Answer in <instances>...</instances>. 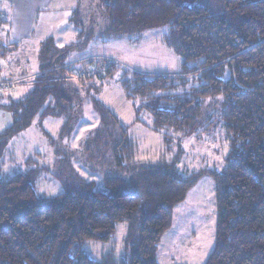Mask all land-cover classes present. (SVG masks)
<instances>
[{"label": "trees", "instance_id": "trees-1", "mask_svg": "<svg viewBox=\"0 0 264 264\" xmlns=\"http://www.w3.org/2000/svg\"><path fill=\"white\" fill-rule=\"evenodd\" d=\"M71 22L77 44L61 50L53 39L45 42L33 91L0 106L13 115L0 133V264H158L176 207L205 176L214 178L219 216L206 264H264V0H79ZM150 31L163 32L165 47L178 59L177 73L144 74L120 63L102 77L69 74L74 51L136 43ZM114 77L138 113L151 115L149 127L168 151L173 139L209 128L207 104L216 102L229 147L223 170L180 176L183 151L158 164L138 161L139 145L129 129L97 98L104 81ZM87 83L95 96L83 94ZM86 104L100 124L76 158L103 175L101 186L77 175L72 188L48 196L38 184L44 169L2 176L15 137L37 119L66 118L64 140L83 119ZM123 223L124 257L97 261L84 250L86 242L109 243Z\"/></svg>", "mask_w": 264, "mask_h": 264}, {"label": "rangeland", "instance_id": "rangeland-1", "mask_svg": "<svg viewBox=\"0 0 264 264\" xmlns=\"http://www.w3.org/2000/svg\"><path fill=\"white\" fill-rule=\"evenodd\" d=\"M78 2L79 0L74 8ZM66 38L65 43L69 44L75 40L76 35ZM10 48L14 47H10L7 41H0V75L4 77L11 74L3 62V57ZM12 55L15 56L14 53ZM117 80L118 77L105 80L104 88L97 98L129 129V137L133 136L139 145L138 161L158 164L162 159L170 161L176 158L183 151L177 164L180 176L188 177L203 170H223L229 147L223 124L217 117L216 102L210 101L207 104L210 106L209 111H213L206 113L211 120L209 128L188 139H173L171 150L168 151V147L163 145L162 136L149 127L152 123L151 115L142 111L138 113L134 102L127 98ZM88 85L93 86L87 83L83 94L87 92V96H95L96 90ZM18 86L7 92L13 100L23 99L31 88L29 83ZM84 109L83 119L64 140L61 138L67 123L66 118H51L39 125L35 122L33 127L15 137L6 150L3 165L6 157L7 160L2 176L9 177L35 168L44 169L38 184L40 192L48 196L66 192L67 185L72 188L77 181V175L101 186L103 175L90 168L82 159L76 158L77 155H83L86 150L84 146L95 134L100 120L92 104H86ZM12 122V115L0 108V133L10 127ZM69 153L73 155L70 154L72 157L68 160ZM31 158L35 162L29 165L27 162ZM65 168L70 171H65ZM218 217L215 181L213 177L205 176L189 192L187 199L176 207L172 226L159 244L158 264H206L216 245ZM127 227L125 223L120 225L117 234L109 243L86 242L84 250L97 261L108 256L121 259L126 254Z\"/></svg>", "mask_w": 264, "mask_h": 264}, {"label": "crops", "instance_id": "crops-1", "mask_svg": "<svg viewBox=\"0 0 264 264\" xmlns=\"http://www.w3.org/2000/svg\"><path fill=\"white\" fill-rule=\"evenodd\" d=\"M76 3L77 0H0V21H3L0 26V41H7L10 47H14L7 50L3 57V62L11 74L5 77L1 75L16 82L11 91L19 84L21 86L26 83L31 88L25 97L33 91L37 78L42 75L39 56L45 42L53 39L61 50L77 44L78 31L71 22ZM40 13L41 17L38 18ZM70 35H76V38L66 44V37ZM163 38V32L150 31L136 43L115 41L106 45L91 44L86 50L74 51L70 55L67 70L72 74L87 69L97 60H116L131 71L175 74L179 71V62L176 55L165 47ZM11 101L10 94L0 96V106L8 105ZM49 119L51 118L46 120ZM35 122H38L37 125L42 124L38 119Z\"/></svg>", "mask_w": 264, "mask_h": 264}, {"label": "built area", "instance_id": "built-area-1", "mask_svg": "<svg viewBox=\"0 0 264 264\" xmlns=\"http://www.w3.org/2000/svg\"><path fill=\"white\" fill-rule=\"evenodd\" d=\"M115 65H120V63L116 60H108L102 65L92 66L91 68L85 69L83 71L81 70L79 73H77L76 78L78 80H85L92 77H102L109 69L113 68ZM15 85L16 82H11L0 75V96H3L5 95V93L11 91Z\"/></svg>", "mask_w": 264, "mask_h": 264}]
</instances>
